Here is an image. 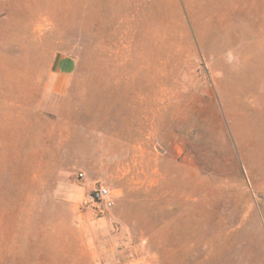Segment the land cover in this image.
<instances>
[{
  "label": "rangeland",
  "instance_id": "374dc122",
  "mask_svg": "<svg viewBox=\"0 0 264 264\" xmlns=\"http://www.w3.org/2000/svg\"><path fill=\"white\" fill-rule=\"evenodd\" d=\"M0 264H264V0H0Z\"/></svg>",
  "mask_w": 264,
  "mask_h": 264
},
{
  "label": "built area",
  "instance_id": "2783aa9c",
  "mask_svg": "<svg viewBox=\"0 0 264 264\" xmlns=\"http://www.w3.org/2000/svg\"><path fill=\"white\" fill-rule=\"evenodd\" d=\"M89 200L92 203H102L104 202L107 207H111L113 202L110 198V193L106 188H98L96 190H93L89 194Z\"/></svg>",
  "mask_w": 264,
  "mask_h": 264
}]
</instances>
